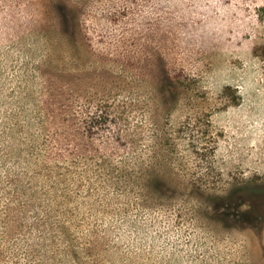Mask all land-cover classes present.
I'll return each instance as SVG.
<instances>
[{
    "label": "rangeland",
    "instance_id": "374dc122",
    "mask_svg": "<svg viewBox=\"0 0 264 264\" xmlns=\"http://www.w3.org/2000/svg\"><path fill=\"white\" fill-rule=\"evenodd\" d=\"M62 1L0 0V264H264V0Z\"/></svg>",
    "mask_w": 264,
    "mask_h": 264
},
{
    "label": "trees",
    "instance_id": "16d2710c",
    "mask_svg": "<svg viewBox=\"0 0 264 264\" xmlns=\"http://www.w3.org/2000/svg\"><path fill=\"white\" fill-rule=\"evenodd\" d=\"M46 4L47 3H45V14H47L48 19H50L51 21H47L46 23H44L41 30H43L42 33L45 37V41L47 40V44L54 47V52H56V54L57 52L60 54L49 55V58H51L52 60H55L57 58L60 59L62 56V50L59 51V48L66 47V49H69V46L63 43H65L67 39H74L75 36H73V34L76 35V32L74 31L72 20L67 13L66 3L64 1L48 0V4ZM152 83L153 81L148 82L150 86L155 85L154 83ZM160 180L161 177L159 176L148 177V182L150 183V185L154 184L156 181L160 185Z\"/></svg>",
    "mask_w": 264,
    "mask_h": 264
}]
</instances>
